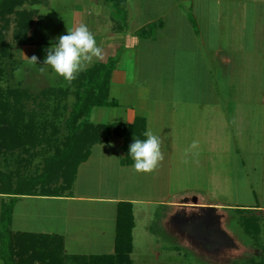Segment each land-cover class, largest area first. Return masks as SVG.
Returning <instances> with one entry per match:
<instances>
[{
	"label": "rangeland",
	"instance_id": "1",
	"mask_svg": "<svg viewBox=\"0 0 264 264\" xmlns=\"http://www.w3.org/2000/svg\"><path fill=\"white\" fill-rule=\"evenodd\" d=\"M24 6L40 10V32L35 35L40 41L38 64L23 58L22 46H16L17 69L11 73L8 68L1 86L28 89L29 108L41 110L44 100L37 94L42 89L68 85L43 65L46 49L55 46L67 28L76 27L80 13L85 21L89 15L98 46L120 44L110 55L116 63L111 96L118 105L93 108L91 121L128 122L143 116L146 131L163 141L159 167L137 173L131 165L121 163L122 168L108 161L119 151L110 146L113 139L123 141L108 132L103 140L109 144L92 146V165L100 173L89 175L87 181L88 175H77L72 187L64 190L140 199L128 200L134 214L131 264H240L264 259V0H127L120 6L106 0H42ZM142 27L150 31L140 35ZM7 37L11 40L12 26ZM130 38L134 43L128 45ZM67 100L71 105L74 96ZM62 113V118H55L59 139L67 134L69 112ZM193 140L199 146L185 156ZM51 146L48 154L54 153ZM23 156L32 157L30 151L17 150L14 163H0V169L13 171ZM40 160L44 164L39 157L32 171L28 163L22 172L34 175ZM118 169L123 175L115 186ZM121 201L127 200L69 202L70 215L57 230L66 232L65 251L114 252L113 219ZM236 208L256 210L259 240L246 233Z\"/></svg>",
	"mask_w": 264,
	"mask_h": 264
},
{
	"label": "trees",
	"instance_id": "2",
	"mask_svg": "<svg viewBox=\"0 0 264 264\" xmlns=\"http://www.w3.org/2000/svg\"><path fill=\"white\" fill-rule=\"evenodd\" d=\"M106 1L120 6L127 0ZM26 2L36 6L42 0H0V82L7 75L8 68L11 73L17 69L14 64L16 46L40 43L35 37L40 32L37 25L41 20L40 10L37 7H25ZM11 26L12 37L8 40L7 32ZM149 31L145 27L139 29L140 35ZM115 65V59L112 57L106 62L96 61L79 73L70 85L42 89L37 94L44 100L39 103L41 110L29 108L27 101L32 96L28 89L0 85V163H14V155L21 149L25 153L30 151V156L33 157L26 160L23 156L13 171L0 169V192L16 191L9 192L16 195L35 192L46 194L70 189L76 179L79 165L89 158L92 146L103 141L108 132L123 138L122 147L125 154L122 163L127 165L133 162L128 155L129 145L134 137L146 139L143 135L146 131V118L136 116L130 123H95L90 119L93 108L118 105V100L110 94ZM70 95L74 96V100L68 105L67 99ZM64 111L69 112L66 119L67 134L63 139H59L60 126L55 118L59 114L62 118ZM45 142V146H42ZM49 145L55 148L52 154H48ZM39 157L44 164H41L40 160L36 170L34 169V175L24 174L23 166L26 168L30 163L29 169L32 171V164ZM15 200L4 201L2 205L0 254L3 264H131L134 228L132 202H119L114 252L82 255L67 253L62 235L13 232L9 229ZM236 210L243 216L242 223L246 233L259 240L261 225L254 214L256 210ZM245 212L247 214H243ZM240 264H264V259L250 258Z\"/></svg>",
	"mask_w": 264,
	"mask_h": 264
},
{
	"label": "crops",
	"instance_id": "3",
	"mask_svg": "<svg viewBox=\"0 0 264 264\" xmlns=\"http://www.w3.org/2000/svg\"><path fill=\"white\" fill-rule=\"evenodd\" d=\"M88 21H91V17L88 15V17L85 21L83 13H80L79 17L74 20V24H75V26H78L79 24L84 23L88 27H90V25L88 24ZM131 42L134 43L131 40V38L128 39V45L132 44ZM119 46H120V44H109L107 46L102 47L104 50V57L102 60L107 61L110 58V55L112 54L111 50H113V48H114L115 50H113V51L116 52V50L119 48ZM37 52H38V47L36 46V44H28V45L22 46L21 54H22L23 58H30L33 55L36 56ZM225 60L230 61L229 58H226ZM95 61H101V60H95ZM110 94H111V89H110ZM132 121L121 122V123H130ZM118 138L119 139H117V140L113 139V141L115 143L110 145V146H115V148L119 149L118 153L114 156H111L110 158L107 157V159H108V161H111L112 163H114V165H119L120 167L124 168V166H123L124 164L122 163V160H121L122 154L123 155L125 154L123 147H122L123 141L120 137H118ZM109 142H110V140L107 141V139L106 140L104 139L103 141L96 143V144H100V146H102V145L107 144V143L109 144ZM105 147L103 148V150H101V154L105 150ZM121 152H122V154H121ZM92 158L93 157H92V150H91V154H90L89 158L87 160L83 161L78 167L77 175H79V177L81 176V174L88 175L87 177H85L86 178L85 181H87L89 179L88 178L89 175H92V174L94 175L97 172L100 173V171H99L100 168H97L96 165H94V166L92 165V160H93ZM133 164H134V161L131 164H128V166L131 165V167H132ZM77 175H76V179L74 182H76V180H77ZM107 175H108V173H106L104 171V177H107ZM122 175H123V173L119 172V169L116 173L113 174V176L115 177V180L117 181L115 186H117V184L119 182L118 180L121 179ZM12 180H13V178L11 179V181ZM8 182H9V179H8ZM7 192L8 193L0 192V228H1L2 205H3L4 201L8 202V201H11L13 199H16L14 201L12 219L10 222V228L13 232H20L21 231V232L59 234V235L63 236L64 244L66 243V232L58 233L57 230H60L62 228L63 221H65L64 218L67 217L68 215H70L69 202L83 201V199H86V198H94V199H97L101 202H107L109 204H113L115 202L117 203L119 200H127V201L128 200H130V201L140 200V199H136L134 197L127 198V197L122 196L123 198H119V197H116V195H114L115 197H105L104 195L86 196L84 193L72 194V193H64V191H62V192L61 191H51L49 193L47 192L46 194H48V195H46L45 193L42 194V193H38V192H35V194H19V195H16L15 193H9V192H16V191H7ZM15 196H18V197L15 198ZM167 202H169V201H165V203H167ZM48 203L52 204V206H47ZM64 204L67 205L68 207L66 206V208H64ZM167 204H165V206ZM197 204H200V206H202L206 203L199 202ZM167 206H169V204ZM201 208H205V207H201ZM114 213H115V216H114L113 221L115 223H117V215H116L117 208H116ZM0 234H1V231H0ZM70 234L72 235V233H69L67 236L71 237ZM72 237H73V235H72ZM113 248L115 250V242H114ZM2 264H3V261H2Z\"/></svg>",
	"mask_w": 264,
	"mask_h": 264
},
{
	"label": "clouds",
	"instance_id": "4",
	"mask_svg": "<svg viewBox=\"0 0 264 264\" xmlns=\"http://www.w3.org/2000/svg\"><path fill=\"white\" fill-rule=\"evenodd\" d=\"M46 57L43 65H48L69 85L77 79L79 73L85 71L94 60H102L104 50L98 46L94 34L89 27L81 23L78 26L68 29L67 34L60 35L55 46L46 49ZM33 65L38 64V57L33 55L28 58ZM39 71L43 73L44 67ZM19 70H17V76ZM143 135L146 139H137L134 137L133 142L129 145L128 155L134 161L133 171L137 173H152L164 160L162 152L163 141L160 136L153 134L151 131H145ZM199 142L193 140L188 149H185V156L197 149ZM198 154V153H193Z\"/></svg>",
	"mask_w": 264,
	"mask_h": 264
}]
</instances>
